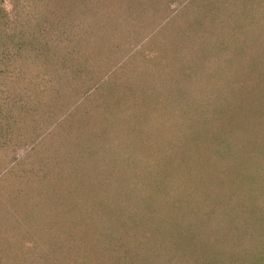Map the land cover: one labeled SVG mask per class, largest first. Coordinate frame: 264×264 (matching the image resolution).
<instances>
[{"label": "rangeland", "instance_id": "1", "mask_svg": "<svg viewBox=\"0 0 264 264\" xmlns=\"http://www.w3.org/2000/svg\"><path fill=\"white\" fill-rule=\"evenodd\" d=\"M99 1L103 5V1L107 0ZM95 5L97 2H93L92 6ZM120 6L116 5L117 12L121 13L120 17L113 15L112 18L101 16L102 6L99 10L94 8L93 25H88L91 14L86 11L82 15L84 11L80 9L74 14L65 12L68 19L60 14L61 18H56L55 23L50 18L51 14L43 13L40 28L45 27V36L38 37L39 33L36 34L33 30L36 34L33 41L37 43L39 38L43 39L42 44L48 45L46 48L49 50L42 53L38 48L41 61L35 60V68H32L39 76L35 78V83L29 86L27 84V87L24 84L19 86L14 98L17 106L14 111L15 121L22 124L25 132L30 133L32 138L17 135V140L26 139L27 142L17 144L15 154L20 161L15 166L0 164V186L3 188L2 184L13 175V171L25 169L39 159H49V155H54L55 160H65L62 158H68L72 154L68 151L70 145L77 150L74 154L78 153L76 155L81 158L88 157L86 162H78L81 166L86 163L85 167L97 169H94L95 177L90 178L95 185L90 179H86L89 181L85 184L89 186L90 197L87 194L77 195L73 191L65 192L66 187L70 186L68 182H64L66 187L59 193L61 189L58 178L64 176L57 174L60 170L54 168L57 164L55 160L48 162L49 164L43 161L46 165H43L44 178L48 176L47 184L33 188L44 194L43 199L39 200L48 209H45L41 222H19L16 225L10 222L8 227L15 236L9 242L5 241L9 245H5L1 254L7 259L13 255L20 260L10 262L6 259L8 264H114L121 257L132 264H141V257L139 260L135 259L138 256L147 258L142 253L146 249L151 254L154 253V256L147 259L148 264H158L153 259L157 255L156 259L166 264L163 260L166 256L163 258L161 253L155 254L156 250H163L157 245L161 241L163 244H182L185 252L180 255L181 259L177 264H224V254L214 249L215 245L206 238V234L213 232L211 236H216L217 247H221V250L225 244L232 248L233 244L240 245V240L245 241L249 237L245 236L246 230L241 231L238 223L223 217L221 207H218L221 202L217 203V199H223L225 195L222 185L237 182L235 187L231 185L233 189L244 187L246 181H238L239 175H244L243 172L248 168L243 165L239 167V164L234 174L229 170L224 173L229 163L223 158L225 156H221L210 172L208 168L212 166L204 160H209L207 156L212 151L210 142L220 144L236 133L239 138L254 136L260 142L264 139V0H218L214 3L207 0H125ZM0 7L6 10L8 16L17 17L13 0H2ZM77 19L82 25L74 23ZM128 19L135 21L136 25L140 21L139 26L125 28L128 22L124 21ZM213 21L217 25H213ZM179 26L188 33L181 34ZM197 32L199 34H195ZM191 34H203V40L211 41L212 47L198 45V38L193 41ZM212 36L213 39L210 38ZM219 39H223V42ZM55 40L57 45L52 43ZM190 40L197 44L194 45ZM57 67L64 68V71L70 68L72 71V74L65 77V81L70 83L66 84V92H60L61 95L56 90L50 92L48 86L50 76L63 79L59 77L61 71ZM17 71L20 70L17 68ZM20 72L23 77L24 71ZM44 74L48 76L43 77ZM73 74L78 79L74 80L71 76ZM145 83L149 87L146 88L148 93L149 89L155 88L157 97L162 100L161 103H166V108L164 105L159 107L151 104L146 99V89L143 88ZM13 88L16 89V84ZM135 89L141 90L138 94L140 98L134 97ZM99 97L114 100L119 105L117 107L121 106L125 110V119L121 117L117 120L121 112H111L112 116H106L105 120L109 122H104L102 117L106 110L103 104L97 105L96 99ZM83 100L88 101L87 105L94 103L93 108L87 107H90L96 119L93 120L90 114L87 125H80L74 120L77 119L75 113ZM138 101L143 106L138 113L141 119L135 122L129 118L132 120L129 124L128 114ZM226 104H230L233 113H226L223 128L210 134L208 129L210 123L211 126L213 123L210 121L216 119L218 112L225 111ZM30 117H34L35 121ZM68 117H72V121L78 124L75 125L78 126L77 129L67 127L68 121L65 118ZM125 123L129 130L131 124L138 125V129L129 133L121 130L116 133L114 130L110 141H106L108 139L104 137L107 134L101 132V126L104 128ZM85 126L89 128L87 131H83ZM58 130L63 134L66 131L65 135L75 130L76 137L81 134L79 139L68 141L69 145L62 141V138H68L66 136L54 139L59 134ZM139 130L141 133L138 135ZM128 137L131 139H127ZM113 140L116 142L112 143ZM117 140V147L122 155H118L119 151L114 149ZM232 140L234 139L231 138V142ZM35 143L41 146L35 147L37 151L32 149ZM258 143L255 140L251 150H245L242 143L239 147L240 150L247 151V154L250 150V154L254 156L252 161L255 162L250 166L258 168L260 174L257 176V185L263 179V184L259 187H264V142ZM257 144L262 146L261 149ZM46 146L50 148L47 149ZM30 149L33 152L31 155L28 153ZM201 171H205L206 175L215 174V177L202 176ZM30 173L31 170L27 169L26 177H23L28 178ZM188 190H192L193 195L199 199L195 201L198 206L205 208V213L217 207V217L214 220L219 224L217 234V231L209 230L210 222L203 215L200 216L199 207L195 208L193 201L196 197L188 195ZM3 191L0 189V194ZM145 193L155 196L153 201L156 204L164 201L171 203L170 197L173 198L176 201L174 204L180 209L179 218L172 212L165 214L163 218L167 221L163 220V223L161 220L156 221L159 214H153L145 224L139 226L132 220L128 225L119 224L118 217L124 216L125 210L137 207L132 203V197L143 195L147 199L142 201L144 205L152 201H148L150 197L147 198ZM201 194L207 195L206 201L200 197ZM242 198L246 197L237 195L226 198L229 214H237L239 199L241 201ZM10 199L6 205L12 201L11 207L17 211L18 200L15 201L14 197ZM214 200L215 205L212 204L214 206L210 208L207 203ZM263 202L264 200L258 206L259 210L256 209V213L260 215H264ZM97 205L99 206L96 207ZM6 215L0 211V225L5 223ZM251 223L249 226L252 229V226H256L257 231L264 228V218L259 224ZM103 226L109 227L107 233L97 235L96 232L105 231ZM179 231L183 233L179 235ZM249 234L253 237L250 232ZM15 241L17 242L14 243ZM193 241L202 244L204 253H201L199 259L189 260ZM259 248H262L261 244Z\"/></svg>", "mask_w": 264, "mask_h": 264}, {"label": "trees", "instance_id": "2", "mask_svg": "<svg viewBox=\"0 0 264 264\" xmlns=\"http://www.w3.org/2000/svg\"><path fill=\"white\" fill-rule=\"evenodd\" d=\"M1 1L2 0H0V2ZM13 1L16 4V16L17 17L8 16L6 14L7 13L6 10L3 7H0V162H1L0 164H3L4 166H6V165L15 166L16 163H18L20 161V159L16 158L17 157V155L15 154L16 150H17L16 146H17V144L23 145L24 142H27V141H25L26 139L25 140H22V139L19 140L18 139L19 140L18 141L17 135H18V137H20V136L22 137V136L27 135L28 138H30V139L32 138V137H30V136H32L30 133H29L30 134L29 135V134H27V132H25V130H26L25 127L22 126V124L15 121L16 118L14 117V115H15L14 111L16 110L17 106H16V102H15L14 98L18 93L17 89L19 90V88H18L19 86L21 87L24 84L23 86L27 87V84L29 86L31 83H35V81H36L35 78L39 76L37 74L36 70H34L35 67H34L33 62H35V60L41 61L39 49L43 53V51L45 52V50L48 49V48H46V46L48 47V45L42 44L43 39L39 38L37 40V43H35L36 41L35 40L33 41V39H34L35 35L38 33H39L38 37H40V35L45 36V34H46L45 27L40 28V24H41L42 20L44 19L43 13L51 14L50 18H51L52 22L55 23L56 18H58V20L61 18L59 16L60 14H63L65 17H67V15H65V12H69V13L74 14V12H77V10L80 9V10L84 11V12L81 11L82 15H84L86 11H88V14H91L90 23H88V25L89 24L93 25V23H94V18H93L94 8L96 10H99V8H101V6H102V8H101L102 10L100 11L102 13L101 14L102 17H104V16L111 17L113 15H119V17H120L121 13L117 12L118 9L116 10V5L118 4L120 6L121 2H124L125 0L124 1L123 0L122 1H120V0H117V1L116 0H107L108 2L103 1V5H102V1H99V0H60V1H58V0H13ZM207 1L214 3V2H217L218 0H207ZM230 1L233 2V0H230ZM93 2H97V5H95L94 7L92 6ZM114 2H116V3H114ZM234 9H236V8H234ZM40 16H41V19H40ZM67 19H68V17H67ZM79 21L77 19L74 21V23L78 24ZM124 22H128L124 26L125 28L126 27H132V26L136 27V26H139V24H140V21H139V23L136 25L135 21H133L132 19H128L127 21H124ZM199 24H201L200 26H202L201 21ZM214 24H215V22L213 21V25ZM79 25H82V24L79 23ZM95 25H96V23H95ZM215 25H217V24H215ZM37 28H39V29L36 30ZM178 28H179V30H180L179 32L181 34L188 33L187 31H183V29L180 28V26ZM33 30L36 31V34H34ZM262 33H263V31H262ZM195 34H199V33L197 32ZM195 36L191 34L190 38H193L192 39L193 41H196V38H198V40H197L199 42L198 45L202 46L204 44V48L212 47L210 45L211 41L205 42L203 40V38H204L203 34H201L200 36L199 35H195ZM210 38L213 39V36ZM219 41L223 42V39H221V40L219 39ZM50 42H52V41H50ZM190 42H192V41L190 40ZM33 43H35V44H33ZM52 43L57 45L58 42H56V40H55ZM192 43H195L194 45L197 44L196 42H192ZM50 46H52V45H50ZM213 47H214V45H213ZM215 47H217V46H215ZM54 50H57V49H54ZM32 67H34V68H32ZM17 68L20 71L21 70L24 71L23 77H21V72L17 71ZM30 69H32L31 73L29 72ZM56 69L58 71H61V74H59V77H63V79L59 80V78L56 76H50L48 79V86H49V89H51L50 92L56 90V92L59 93L58 95H61L60 92H66V84L70 83V81H65V77L69 74H72V71L70 70V68L65 69V71H64V68L61 69V67H57ZM75 71H77V69H75ZM77 74H79V73H77ZM46 76H48V75L47 74L43 75V77H46ZM71 76L74 80L78 79V76L75 74H73ZM67 78H69V76ZM56 79H58L59 82H57ZM46 83H47V81H46ZM15 84H16V89L14 90L13 86H15ZM43 85H44V83H43ZM45 88H47V86ZM143 88L144 89L149 88V87H147V83L144 84ZM149 90H150L149 93L147 92V89L145 90V93H147L146 99L149 100L151 102V104L157 105L159 107L164 105V108H166V106H167L166 103L164 101L161 103L160 101H162V100H159V97H157L158 92L157 91L155 92V88L153 87ZM135 92H133V94L135 95L134 97L140 98V96L138 94L141 92V90H136ZM54 99L55 98H53V100ZM96 100L98 103L96 101H95V103H97L98 106H102V104H103V106H104L103 108L106 110L105 115L102 117V119H104V122H109V121H105V120H106V116H108V115L112 116L111 112H113V114L116 112H117V114L121 112L120 115L118 116L117 120L120 119L121 117H122V119H125V117H126L125 110L124 109L122 110V108H120L121 106L117 107L119 105L115 104L114 100L108 99L106 97H99ZM157 100H159V101H157ZM55 101H56V99H55ZM87 102H88L87 100H83L82 103H80L81 105H79V106H81L80 109H78L77 113H75L78 120L77 119H74V120L77 123H80V125L81 124L87 125L86 121L88 119H90L89 115L92 114V110L90 109V107H87V106H92V105H94V103H92L91 105H89V104L87 105ZM225 106H226L225 111L220 110L221 112L220 113L218 112L216 119H213L212 121H210V122H213L212 126L210 123V127L208 129V132H211L210 134H213V132L217 129L219 130V129L223 128V125L226 122V120L224 119V115L226 113L228 115L233 113L230 104H229V106H227V104ZM22 107L27 108V106H22ZM93 107L94 106H92L91 108H93ZM219 107L220 106H217L218 109H220ZM132 108L133 109H132L131 113L128 114V118H127V122L130 121L129 124L132 122V120H135V122H138L141 119V117L138 116V113L143 108L142 102L138 101V103H136V107H132ZM173 108H175V107H173ZM95 114H97L96 111H95ZM30 118H32V117H30ZM91 118H93V120H94L95 116L93 117V114H92ZM129 118H131L132 120ZM34 119L35 118L33 117L32 120H34ZM72 120H73L72 117L65 118V121H68L67 127L70 126L71 127L70 129H75V128L77 129L78 126H75V125H78V124ZM93 122H95V121H93ZM127 127L128 126L126 125V123L123 125L113 124V125H110V126L104 127V128L101 126L100 130H101V132H103V134L104 133L107 134L106 136L104 135L105 136L104 138L108 139L106 141L109 142L110 141L109 138L110 139L112 138L111 135L114 133V130L116 131V133L119 130L129 133L131 130L135 131L136 129H138V125H136V126L132 125V124L129 125L131 130L127 129ZM83 129H84L83 131H87L89 128L87 126H85V128H83ZM65 132L63 134V133H61L60 130H58L57 133H59V134H58V136H54V139H59V137L61 138L62 136L63 137L66 136L68 138L67 139L62 138V141L69 144L68 141H72L73 139L76 140V138L79 139L78 136L80 137V134H81V133L78 134V136L76 137L75 136V130H72L70 133L69 132L66 133V135H65ZM140 133H141V131L139 130L138 135ZM238 135L239 134L236 133L235 135L231 136V138L234 139V140H232L233 142H231L230 136H229V139L227 141H222L220 143L221 145L219 144V142H214V143L210 142V148L212 149V151H211V154H209L210 152L208 153L209 155L207 156V159H209V160L205 159L204 162H206V163L209 162L208 164H210V166H212V167L208 168V170L210 171V169L213 168L214 165L216 167V165L218 164V161H219L218 159L221 156L222 157L225 156L223 158L225 160H227V162L229 164H228V166L225 167L224 173L227 170H229V171H232L234 174V172L237 169L239 164H240L239 167L243 165L245 168H248V169H246L245 173L243 172L244 175H242V176L239 175L238 181H241V180L246 181L244 183V187L242 186L241 189H237V190L233 189L231 185H233V187H235L236 185H238V183L237 182L232 183L231 181H230V183H232V184H230L228 186L222 185V190L225 191V195L223 196L224 197L223 199L218 198L217 203L219 204L221 202L218 207H221L223 217L226 216L227 220L231 219L232 222L238 223V226L241 229V231L246 230L245 231V232H247V233H245L246 237L248 235H249V237L251 236L249 234V232L252 234L253 237H250V239H249V237H247V240H245V241L240 240V245H237V244L234 245L233 244L232 248H230L231 245L228 246L227 244H225V245H223L222 250H221V247L220 248L217 247L218 242L215 239L216 236H211V234H213V232L211 234H206V238L210 239L211 243H213V245H215V248L213 247L215 250L221 251L222 254H224V256H225V260H223L224 264H264V235H263L264 228H260V230L257 231L256 226H252V227H254V229H252L249 226L250 224H252L251 222H258V224H259L261 219L264 218V215H260V214L256 213V209H258V206L261 205L262 200H264V194H263L264 193V187H259L260 185L263 184V182H262L263 179L261 180V182L258 186L257 185V181H258L257 176H259L260 173H258V168L251 167L252 166L251 164H253L252 162H255V161H252V158L254 156L252 154H250V150L252 148L253 142L256 140L257 143L258 142L262 143V142H264V139H261L262 142H260L259 140H257L258 138L254 139V136H252V138H248V137L240 135L241 137L239 138ZM243 135H245V134H243ZM126 136H129V135H126ZM49 139H50V137H49ZM127 139H131V138L128 137ZM247 139H249V142ZM251 141H253V142H251ZM17 142H19V143H17ZM37 142H39V141H37ZM111 142L113 143L116 141L113 140ZM240 143H242V146L245 150H248L250 148L248 154L245 153L247 151H243L244 149L240 150V147H239ZM37 144L38 143L34 144V146L32 148L33 151H37V149H36L37 146H38V148L41 147V146H39V144L38 145ZM103 144L104 143H102V145ZM117 144H119L118 140H117V143L114 144V149H117L119 151L118 155H120L121 152L118 149ZM258 144H257V147L261 149L262 146H258ZM254 145L256 147L255 143H254ZM70 146H69L68 151L69 152L71 151L72 154L68 158L67 157L62 158L65 160L58 161V160H55L56 156L49 155L48 156L49 159H42V160L39 159V160H37V162L31 163V165L26 167L25 169L18 170L17 172L13 171L12 172L13 175L7 178V181L5 182L4 185L2 184L3 188H1V186H0V189L4 190L3 193L0 194V201H1L0 202V211L2 213L7 214L6 220L4 221L5 223L3 225H0V264H8L6 262L7 258H5V255L1 254V253L3 252V249L6 248L5 245L6 244L9 245V243H8L9 239L12 240L13 236H15V234H13L14 232H12V230H10V228H9L11 225L10 222L11 223L13 222L15 225H16V223H19V222L24 223V224H26V223L28 224V223L41 222V220L44 219L42 216H45L44 211L47 207H44L40 203V200H39V199H43L44 194L43 193L40 194L39 191L36 192L34 190L36 188H33L34 186H41V185L47 184L46 178H48V176L46 178H44L45 175L43 174L44 167L46 166L44 164V162L47 164L48 162L51 163L52 161L55 160L54 162H56L57 164L55 165L54 168H57L58 170H60V172L57 171V174L58 175L62 174V176H64V177H60V178L57 177L58 182L60 184L59 189H61L59 193H62L63 188L66 187V184L64 182H68L70 186L66 187L65 192L68 193L69 191L70 192L73 191V193L76 192L77 195L78 194H81V195L87 194L86 196L90 197V196H88L89 194L91 195L90 190L88 189L89 186L86 185L85 183L89 182L88 180H86L87 178L90 179V178L95 177L94 169H97V168L91 167V166L85 167L84 165H86V163L83 165L84 167L81 166L82 164L80 165L78 162H86L85 159L88 157H84V158L82 157L81 158L80 156L76 155L78 153L74 154V152L75 151L77 152V150H75V146H73V147H70ZM128 147H129V145H128ZM49 148L50 147H47V149H49ZM129 148L131 149V147H129ZM32 149H30L28 151V153L30 155L33 153ZM262 151L264 152V149H262ZM49 153L52 154L51 151ZM249 154H250V156H249ZM263 155H264V153H263ZM80 159H82V161H80ZM249 159L251 161H247ZM88 160H90V159H88ZM243 160H245L246 162ZM36 163H38V164H36ZM70 163H71V165H70ZM43 165H44V167H43ZM253 166H255V165H253ZM206 167H207V164H206ZM1 168L2 167L0 166V169ZM27 169L31 170V173L29 174L28 178H24L23 176L26 177ZM210 172H212V171H210ZM201 174H202V176H206V177L211 176L210 178L215 177V174L206 175L205 171H201ZM206 177H204V178H206ZM228 177H231V176H228ZM91 181L95 185L94 181L93 180H91ZM228 181H229V179H227V182ZM62 184H63V186H62ZM210 184H212V183H210ZM190 188L193 189V187H190ZM262 188H263V191H260V189H262ZM189 192L190 193L188 195L196 197V195H193L192 190ZM207 192L208 191H206V193ZM17 193H18V195H17ZM207 194H210V193H207ZM145 195L147 196V198L150 197V200H148V201H151V200L152 201L148 202L147 204L144 205L142 203V201L147 200V199L143 195L141 196V194H140V196H137V198L132 197V199H133L132 203L136 204L137 207L125 210L124 211L125 215L118 217L119 218V224L128 225L129 223H131L129 221L132 220L133 223L136 224V226H139V225L145 224V221H148L151 217L154 216L153 214H156L157 216L159 214L156 221L161 220L162 221L161 223H163L164 221H167V220H164L163 217L169 213H172V212H174L177 215L176 217L179 218L178 214L180 212V209H178L176 207V205L174 204L176 201L173 200V198L170 197L171 203H169L168 201H164L161 204L160 203L156 204L155 201H153L155 196H153L152 194H149V193H145ZM205 195L206 194H201L200 197L206 201L207 195H206V197H205ZM237 195H243L246 198H242L243 202H242V200L240 201V199H239V210H238L236 215L229 214V210L227 207L228 205H226V198H228L229 196L231 197V196H237ZM11 197H14L15 201L18 200L17 211L16 210L14 211L13 207H11V206H13L12 201L10 204L6 205V202H9V200H11L10 199ZM195 200L197 201L199 199L196 197L193 201L195 204V208L199 207L200 216L203 215L210 222L209 230L217 231L216 232V234H217L219 231V224H217V222L214 221L217 217V214H215L217 207H216V209L211 208V206L215 205L213 202H215L216 200L209 201L207 203V205L211 208V211L206 212V213L204 212L205 208L203 206H198V204L196 203ZM79 202L82 203L81 200ZM36 203H38V204H36ZM80 203H78V204H80ZM203 204H204V202H203ZM212 204H214V205H212ZM155 205H156V207H155ZM70 206L73 208V205L71 203H70ZM98 206L99 205H97L96 207H98ZM92 207H95V206L93 205ZM173 207H174V210L172 211ZM190 208L192 209V207H190ZM50 209L51 208L49 207V211H51ZM90 209L94 213L93 209L92 208H90ZM80 214L81 213H78V215H80ZM173 216H175V215H173ZM126 217L128 219H126ZM236 218H237V220H236ZM111 219L113 220V218H111ZM109 221H111V220H109ZM116 221L117 220L115 218L114 222H116ZM101 224L105 225L103 222ZM5 225H7L5 228H1L2 226H5ZM103 227H105V226H103ZM249 227H250V230H248ZM108 229H109V227H105L104 232L101 231V232H96V233H97V235H98V233L106 234ZM188 229H189V225H188ZM168 230H169V228L167 229V231ZM227 232H228V230H226V236H228ZM172 233L175 235L174 232H172ZM182 233L183 232H181V231L178 232L179 235H181ZM240 233H242V232H240ZM216 234H214V235H216ZM6 240L8 241L7 243L5 242ZM248 240H250V241H248ZM16 242L17 241H15L14 243H16ZM163 243L164 242L161 241L160 244H157L163 250L162 251L156 250L155 254L161 253L160 256H162L163 258H164V256H166L163 259L164 261H166V264H177L181 259L180 255L184 254V252H185V250L181 246L182 244L178 243V245H176V243H175L174 245H170V242H167L168 244H163ZM193 244L194 245H193V248L191 250V258L189 260L199 259L200 258L199 256L201 255V253L202 252L204 253V248H202V244L199 241L197 243L195 241H193ZM260 244L262 245V248H259ZM187 248H189L188 245H187ZM247 248H249V249H247ZM188 251H189V249H188ZM142 253L145 256H147V258L142 259V256H138V259H135V260H139V258L141 257V264H148L147 261H149V260H147V259L151 256H154L153 255L154 253L151 254V251L148 249H146V251H144ZM156 258H158V255H157V257H154L153 259L156 260L158 264H162ZM8 259H9V261L10 260H20L13 255H11ZM114 264H132V263H130V261H126V259L124 257L123 258L121 257V260L117 261V262L115 261ZM139 264H140V262H139Z\"/></svg>", "mask_w": 264, "mask_h": 264}]
</instances>
